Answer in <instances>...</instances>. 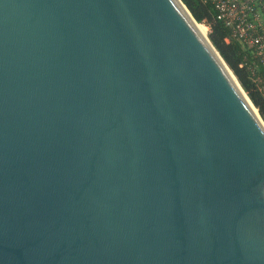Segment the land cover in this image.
I'll return each instance as SVG.
<instances>
[{"label":"water","instance_id":"water-1","mask_svg":"<svg viewBox=\"0 0 264 264\" xmlns=\"http://www.w3.org/2000/svg\"><path fill=\"white\" fill-rule=\"evenodd\" d=\"M181 0H0V264H264V120Z\"/></svg>","mask_w":264,"mask_h":264},{"label":"built area","instance_id":"built-area-1","mask_svg":"<svg viewBox=\"0 0 264 264\" xmlns=\"http://www.w3.org/2000/svg\"><path fill=\"white\" fill-rule=\"evenodd\" d=\"M216 12V21L229 29L225 42L236 41L245 53L239 67L247 68L255 77L264 97V73L255 74L256 68L264 70V0H211ZM209 30L210 26L201 23ZM209 37V36H208Z\"/></svg>","mask_w":264,"mask_h":264},{"label":"trees","instance_id":"trees-1","mask_svg":"<svg viewBox=\"0 0 264 264\" xmlns=\"http://www.w3.org/2000/svg\"><path fill=\"white\" fill-rule=\"evenodd\" d=\"M198 23H206L210 26L208 34L210 41L218 50L226 64L233 71L238 81L258 109L264 120V97L260 92L255 77L247 68H240L244 62L245 53L236 41L225 42L229 34V29L223 23L216 21V12L211 0H181ZM264 70L256 68L255 74L262 75Z\"/></svg>","mask_w":264,"mask_h":264},{"label":"bare ground","instance_id":"bare-ground-1","mask_svg":"<svg viewBox=\"0 0 264 264\" xmlns=\"http://www.w3.org/2000/svg\"><path fill=\"white\" fill-rule=\"evenodd\" d=\"M198 29L200 30V32H201L203 35H206V33H207V28H206L204 25L199 24V25H198Z\"/></svg>","mask_w":264,"mask_h":264},{"label":"rangeland","instance_id":"rangeland-1","mask_svg":"<svg viewBox=\"0 0 264 264\" xmlns=\"http://www.w3.org/2000/svg\"><path fill=\"white\" fill-rule=\"evenodd\" d=\"M203 25H205V24H203ZM206 26V25H205ZM208 30V29H207ZM209 31V30H208Z\"/></svg>","mask_w":264,"mask_h":264}]
</instances>
